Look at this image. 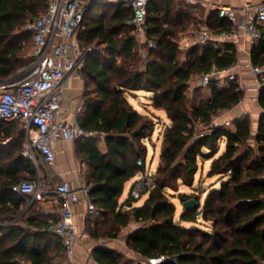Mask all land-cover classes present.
I'll return each instance as SVG.
<instances>
[{"label": "trees", "instance_id": "obj_1", "mask_svg": "<svg viewBox=\"0 0 264 264\" xmlns=\"http://www.w3.org/2000/svg\"><path fill=\"white\" fill-rule=\"evenodd\" d=\"M47 1L0 0V81L33 61L27 24L46 10ZM132 19L126 2L94 3L77 31L81 46L97 42L103 47L88 55L81 71L86 88L78 122L87 131L104 132L106 141L105 151L93 139L82 138L83 146H77L90 167L89 197L103 215L91 235L115 238L135 220L139 226L127 244L144 259L163 256L162 264H264V86L258 96L263 112L256 133L249 116L235 120L232 128L214 123L221 112L241 102L244 92L236 83L221 87L212 82L206 98L191 102L187 90L195 75L234 64L235 47L196 46L182 61L178 37L187 28L188 16L176 0H151L146 24L154 47L142 62ZM221 20L223 29L212 31L230 30L231 24ZM252 58L254 64L264 62V37ZM139 92L149 94L141 110L130 101ZM156 111L164 112L168 122L159 135L160 161L143 194L147 198L135 206L139 199L129 194L120 203L126 184L149 172L147 143L162 119ZM9 125L0 119V129ZM4 137L0 135V142ZM23 142L20 134L10 146L0 144V264H63L67 256L61 239L50 230L62 201L57 199L59 204H52L47 215L49 202L38 201L24 213L30 196L13 190L22 181L37 179L36 165L23 155ZM206 161L211 163L207 177L216 178L219 186L210 184L203 201L200 194L179 192V199H195L197 206L183 209L177 219L171 191H179L181 184L196 190V176ZM199 216L201 227L195 225ZM182 222L194 225L188 228ZM93 256L100 264H123L124 258L105 247L95 248Z\"/></svg>", "mask_w": 264, "mask_h": 264}, {"label": "built area", "instance_id": "obj_2", "mask_svg": "<svg viewBox=\"0 0 264 264\" xmlns=\"http://www.w3.org/2000/svg\"><path fill=\"white\" fill-rule=\"evenodd\" d=\"M112 0H48L46 10L28 21L27 29L33 38V61L25 71H33L25 80L3 83L0 86V119L22 125L25 135L23 155L32 160L39 172L40 162L53 165L57 160L56 145L64 141L101 137L104 132L87 131L79 122L68 118L64 107V80L67 76L81 77L86 59L92 48H83L78 41L77 31L89 5ZM151 0H128L133 12L131 25L137 42L148 49L154 42L148 36L146 24L148 5ZM219 16L231 25L229 31L214 32L203 26L193 34L179 39V48L185 52L196 46L231 43L236 51L243 42L257 45L264 35V2L255 4L246 1L241 7L216 6ZM250 71L256 90L264 86V62L254 64L252 60L242 65L236 61L231 66L220 69L213 67L201 75L199 85L207 88L212 82L219 86L236 83L244 93L248 87L239 70ZM22 75V74H21ZM82 104H77L76 114L82 112ZM233 127L232 122L225 123ZM141 163V162H139ZM151 172L139 176L130 190V197L140 199L150 185ZM15 192L27 195L35 201L45 202L54 196L62 201L58 218L53 221L52 230L60 239L68 258L73 259L81 233L73 220L74 207L82 201L87 214L98 213L96 205L89 197L90 187L75 189L68 181H63L54 191L38 188L36 180H25L13 187ZM49 212H46V215ZM101 245L107 243L103 238ZM165 257L144 259L143 264H162Z\"/></svg>", "mask_w": 264, "mask_h": 264}, {"label": "crops", "instance_id": "obj_3", "mask_svg": "<svg viewBox=\"0 0 264 264\" xmlns=\"http://www.w3.org/2000/svg\"><path fill=\"white\" fill-rule=\"evenodd\" d=\"M128 0H112L109 2L119 3L126 2ZM185 11L188 16L187 19V28L184 31H181L178 39L184 35L193 34L203 26L209 27L211 30L223 29V26L219 25L221 17L219 16L216 6H232L239 8L246 1H251L255 4L264 2V0H176ZM226 20V19H224ZM227 21V20H226ZM232 27V25H230ZM215 28V29H214ZM226 29V28H225ZM231 29V28H230ZM264 37V35H263ZM256 45L252 46L248 42H243L241 48L237 51V61L240 64L244 65L250 60L253 62V51ZM30 56H33V43L30 46ZM254 63V62H253ZM20 73V72H19ZM240 76L243 78L244 82L248 87V91L245 92L244 98L241 102L230 110H224L221 114L214 120V123L225 124L227 121L234 122L237 119L249 116L252 122L253 132L256 133L258 130L259 119L263 112L262 108L258 103L259 91L256 90L254 79L250 71L246 68H241L239 70ZM20 75V74H19ZM18 78V75L13 74L7 79L0 81V86L3 83L13 82ZM85 82L82 77H77L75 75L67 76L64 80V107L67 109L68 118L72 121H77L79 114H76L77 104H82L85 92ZM206 92L209 95L210 91ZM149 94L144 92L137 93L135 98H139L140 101L144 102L143 99H148ZM145 103V102H144ZM141 106H137V109H140ZM10 123L9 128L0 129V135L2 141L0 142L3 146H10L14 143L20 134H24L22 125L20 123ZM12 124V125H11ZM7 131H12L9 135H5ZM86 139H93L96 141V145L102 150H106V141L104 138L99 136L94 138H83L82 141ZM82 141H64L59 142L56 146L57 149V160L55 164L49 166L45 165L44 170L41 171V175L45 178V181L48 183L55 181L59 184L63 181H68L73 188L81 189L88 186V175L90 174V167L85 162L80 155L79 149L77 146H83L84 142ZM253 142V141H252ZM25 143V135L24 142ZM211 163H209L210 169ZM152 167V164L150 165ZM208 169V171H209ZM156 168L154 169V172ZM208 173V172H207ZM139 178V177H138ZM137 178V179H138ZM136 179V180H137ZM131 188L134 181L131 182ZM126 188V187H125ZM124 194V193H123ZM123 196V195H122ZM129 197V196H128ZM126 199L121 197L120 203L125 202ZM147 198V195H146ZM145 198V199H146ZM56 199V198H55ZM52 200L49 203L57 205L59 204L57 199ZM141 199V198H140ZM145 201V200H144ZM144 203V202H143ZM142 203V204H143ZM141 204V205H142ZM135 206H140L134 203ZM130 206V205H128ZM127 206V208H128ZM61 211L57 209L54 211L59 214ZM73 220L78 227V230L81 233L79 243L76 247L75 256L73 259L66 257V261L63 264H100L93 256V251L97 247H105L111 249L115 252H118L123 255V264H143L141 263V256L129 248L127 244V239L130 233L138 228L139 223L135 220H131L128 226L121 229L119 235L115 238L108 237H93L91 235L90 229L94 227L97 222L103 220L102 213H97L94 215L87 214L86 204L82 201L74 207V216ZM107 239V243L101 245L99 241L101 239Z\"/></svg>", "mask_w": 264, "mask_h": 264}, {"label": "rangeland", "instance_id": "obj_4", "mask_svg": "<svg viewBox=\"0 0 264 264\" xmlns=\"http://www.w3.org/2000/svg\"><path fill=\"white\" fill-rule=\"evenodd\" d=\"M79 32H80V29H79ZM137 43H138L139 53H140V56L142 58V62H145V61H147V59L149 57V55H148V53H149L148 52V47H146L143 44H140L139 42H137ZM82 47L83 48H92L93 50L89 54H96V53L98 54L99 52L103 51L102 45H100L97 42L89 43V44H86V45H82ZM179 58L182 61H185L186 58H187V52L182 50V53L180 54ZM30 64H31V61L28 62L25 66H23L20 69H18L14 73L15 75L17 74L19 76L18 80H20V79L21 80H25L26 78H28V76L31 75V73L33 71H25L30 66ZM201 75L202 74H197V75H195L192 78V80L190 82V87L187 90V96L190 98L191 102H192V100L194 98H197L198 100H200L201 98H206L208 96L207 93H206L208 91H205V90L206 89L209 90V89L201 87L199 85ZM143 100H144V102H147L148 99H143ZM130 101L135 107H137V106H141L142 107L143 103H144V102L140 101L139 98H131L130 97ZM139 110H141V109H139ZM156 113L158 115H160L162 117V119L159 122H157L155 134H154L152 140L147 143V149H148V153H147V169L151 172L150 182L153 180L154 169L157 168V166L159 164V161H160V149H161L162 139H161V136H159V135L162 134V131H163L162 126L164 125V122H168V119L166 118V115H165L164 112L156 111ZM209 163H210L209 161H206L204 163L203 170H200V172H198V174L196 176V186H197L196 190H193L192 188L184 186V185L181 184L180 187H179V191H175V192L171 191L173 194H175L174 195L175 197H173L172 200H173V202L175 203V205L177 207V213H176L177 214L176 215L177 219L180 218V215H181V213L183 211L182 203L180 202V199L177 197L179 192L188 193V194H200L201 195V200L203 201L205 199V197L207 196V194H208V189H209L210 184L217 183V179L216 178L207 177V172H208V169H209ZM151 164H152V167H150ZM44 167H45V165L40 162L41 171L44 170ZM41 174L42 173H40L38 168H37V179H36V181L38 183V188H46L49 191H54L59 183L55 182V181H52V182L48 183L47 181H45V178ZM201 179L203 180L202 183L200 182ZM131 185H132L131 182H128L126 184V188H125L124 194L122 196L123 199H126L129 196L130 190H131ZM216 185L219 186L218 183ZM145 198H146V195H144L141 199L137 200L135 203L137 205H141L144 202ZM54 199H55V197L51 196L45 202H50V201H52ZM31 204H32V198L29 197L27 199L26 206L24 207V213L27 212V210H28V208H29V206ZM51 205H52L51 203H47L45 205V211H44L45 215H46V212L50 211V209H51L50 206ZM202 224H203V219H202L201 216H199L198 223H195V225L201 227ZM182 225L189 228V227H192L194 224L189 223V222H182Z\"/></svg>", "mask_w": 264, "mask_h": 264}, {"label": "water", "instance_id": "obj_5", "mask_svg": "<svg viewBox=\"0 0 264 264\" xmlns=\"http://www.w3.org/2000/svg\"><path fill=\"white\" fill-rule=\"evenodd\" d=\"M183 209H188L197 206V201L195 199L185 200L184 198L180 199ZM176 260V258H174Z\"/></svg>", "mask_w": 264, "mask_h": 264}]
</instances>
